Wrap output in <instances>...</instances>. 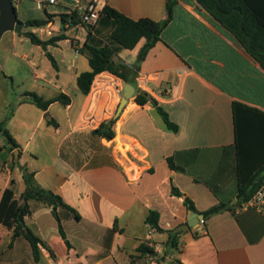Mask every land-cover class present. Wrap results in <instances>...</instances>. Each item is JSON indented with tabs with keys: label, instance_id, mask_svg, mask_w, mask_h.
<instances>
[{
	"label": "crops",
	"instance_id": "crops-1",
	"mask_svg": "<svg viewBox=\"0 0 264 264\" xmlns=\"http://www.w3.org/2000/svg\"><path fill=\"white\" fill-rule=\"evenodd\" d=\"M167 2L101 0V6L132 20L163 22ZM37 10L50 15V22L31 27V33L42 41L65 39L46 49L35 45L55 59L57 68L49 76L34 70L30 88L14 99L11 116L6 113L14 87L0 84V125L17 143L12 147L4 136L0 139V201L7 188L13 187L16 198L25 191V169L37 186L59 196L79 218L62 207L30 201L25 224L40 239V260L24 236L14 238L13 230L0 224V264H264V217L238 204L233 113L235 103L264 113L260 62L197 0H177L170 23L142 61L145 39L115 57L127 66L128 82L105 72L83 95L76 79L89 65L80 50L90 30L110 42L112 21L104 18L88 27L69 22L64 6ZM33 19L47 16L26 21ZM24 28L21 35L12 32L14 43L18 36L29 39ZM0 76L14 82L1 68ZM127 84L154 98L178 132L167 128L151 102L139 104L137 93L117 116ZM118 86L123 87L120 98ZM28 93L45 101L64 95L67 101L42 110ZM111 119L116 120L113 139L94 133ZM173 188L190 198L197 211H190ZM220 204L234 209L177 231L194 213ZM151 211L159 213L162 231L149 234Z\"/></svg>",
	"mask_w": 264,
	"mask_h": 264
},
{
	"label": "trees",
	"instance_id": "trees-1",
	"mask_svg": "<svg viewBox=\"0 0 264 264\" xmlns=\"http://www.w3.org/2000/svg\"><path fill=\"white\" fill-rule=\"evenodd\" d=\"M197 1L215 20L231 32L264 68V0ZM176 3L177 0H168V17L163 22H156L148 18L132 20L117 10L109 6H104L98 22L104 18L112 21L114 29L110 36V42H104L98 39L93 34V31H89L88 37L80 50V53L88 60L89 70L77 76L76 85L78 90L83 95H88L96 78L105 72L113 74L125 82H128L124 73L127 66L117 63L115 57L121 50L134 49L142 39H145V46L139 55V60L142 61L146 57L148 51L160 40L163 30L170 23L172 11ZM46 16L47 19L44 20H29L25 23V26L32 28L43 27L50 22L49 18L51 16L47 13ZM62 18L65 20V16H62ZM71 23L78 24L79 20L74 18ZM24 35L28 37L34 45L41 46L44 49L65 39L63 36H58L42 41L31 32L25 33ZM48 58L53 67L57 68L55 59L50 54H48ZM27 95L29 96V100L42 110H47L48 106L55 101L64 103L67 101V97L64 95L47 101L35 93H28ZM148 97V94H139L136 101L141 105L151 102L162 117L167 128L173 132H178L179 127L172 122L168 112L161 107L154 98L149 99ZM233 113L238 153V204L242 205L248 202L256 190L264 184V113L240 103L234 104ZM115 124L116 120L114 119L103 122L94 133L111 140L115 136L113 129ZM0 133H2L12 147H17V143L10 132L5 130L1 125ZM169 162L171 165L170 160ZM23 178L26 189L19 198L15 197L13 187L4 190L0 201V224L13 230L14 238L24 236L32 246L35 260L39 261L40 250L38 243L40 239L37 238L25 224V217L30 213L29 202L33 200L40 201L53 208L62 207L72 212L76 218H79V215L75 210L66 205L59 196L37 186L34 182L33 174H29L25 169ZM172 192L175 196L184 198V203L190 211H197L193 201L180 192L179 189L173 188ZM233 209V207L225 204L211 207L202 213L204 222L213 215ZM57 218L60 223V233L65 239L66 235L61 225L60 218L58 216ZM159 218L158 212L151 211L146 218V222L157 231H162L159 227ZM142 250L145 251L147 249L142 247Z\"/></svg>",
	"mask_w": 264,
	"mask_h": 264
},
{
	"label": "rangeland",
	"instance_id": "rangeland-1",
	"mask_svg": "<svg viewBox=\"0 0 264 264\" xmlns=\"http://www.w3.org/2000/svg\"><path fill=\"white\" fill-rule=\"evenodd\" d=\"M17 16L20 21L26 23L27 18H45V12L37 10V0H22V2L15 4ZM25 8L27 14L25 13ZM31 32V27L26 26L24 28V34ZM70 58H74L73 50L70 51ZM0 68L5 72L12 74L14 82L11 80H4L3 76H0V84L13 86L10 102L11 107L7 110L6 116H11L13 111H16L15 100L21 96V93L28 90L31 86L32 77L34 76V70H38V73L50 75L53 66L51 61L43 54L42 50L31 43L29 39L18 36V42L14 43L12 40V32L4 34L0 42ZM62 68L63 65H62ZM2 133H0V139H3ZM0 158H4V155L0 152Z\"/></svg>",
	"mask_w": 264,
	"mask_h": 264
},
{
	"label": "built area",
	"instance_id": "built-area-1",
	"mask_svg": "<svg viewBox=\"0 0 264 264\" xmlns=\"http://www.w3.org/2000/svg\"><path fill=\"white\" fill-rule=\"evenodd\" d=\"M14 5L18 4L21 0H12ZM61 5L69 10V22L74 18H77L80 23L94 27L100 18L102 11L101 0H38L37 8L42 10L48 6ZM40 33H43V29H39ZM48 33V32H47ZM117 97H121L123 94V87L118 86L115 90ZM245 208H251L264 217V184L261 185L253 194L251 199L244 203ZM200 223H204L201 220ZM155 231L154 227H148V233L151 234Z\"/></svg>",
	"mask_w": 264,
	"mask_h": 264
},
{
	"label": "water",
	"instance_id": "water-1",
	"mask_svg": "<svg viewBox=\"0 0 264 264\" xmlns=\"http://www.w3.org/2000/svg\"><path fill=\"white\" fill-rule=\"evenodd\" d=\"M25 23L20 21L17 16L16 7L12 0H0V42L7 32H16L21 35L23 33V28ZM134 93L146 95V92L141 89L135 90L134 87L130 84H127L125 87L124 95L120 101V104L117 109V116L122 112L124 106L126 105L129 98L133 96ZM151 99V97H148ZM204 220L202 214L194 213L190 220L177 228L178 232L187 231L191 228H196L197 225ZM154 254V253H153Z\"/></svg>",
	"mask_w": 264,
	"mask_h": 264
}]
</instances>
